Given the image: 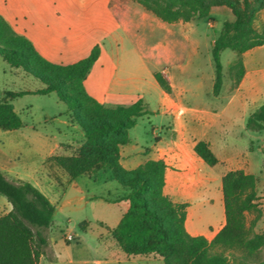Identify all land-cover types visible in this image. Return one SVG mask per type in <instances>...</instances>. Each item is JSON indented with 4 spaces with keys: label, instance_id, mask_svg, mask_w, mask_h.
Wrapping results in <instances>:
<instances>
[{
    "label": "trees",
    "instance_id": "trees-1",
    "mask_svg": "<svg viewBox=\"0 0 264 264\" xmlns=\"http://www.w3.org/2000/svg\"><path fill=\"white\" fill-rule=\"evenodd\" d=\"M143 8L166 22L212 18L211 8L230 7L234 17L224 19L211 42L214 67L212 92L218 94L223 85L221 52L235 51L229 64L233 84L242 78L245 67L242 53L264 43V29L254 24L264 7V0H135ZM100 44L70 62H57L46 57L26 35L19 33L0 13V56L11 66L22 68L41 80L36 90L4 89L0 99V128L14 129L22 125L11 99L25 92L54 91L66 105L72 122L83 132L80 143L69 153L54 152L46 157L63 168L69 179L81 173L108 168L111 176L128 192L127 201L117 224L110 228L116 244L128 256L154 257L164 264H264V231L254 226L260 214L257 198V176L236 167L221 175L224 223L208 238L191 234L185 226L186 201H175L164 193L166 163L162 158H149L133 168L120 162V146L128 141L129 128L139 116L150 112L139 97L130 103L105 104L88 93L84 79L100 54ZM159 85L170 91L168 79L155 70ZM247 128L264 129V103L247 115ZM194 151L207 164L218 157L206 139L194 143ZM0 193L11 208L0 214V264H39L42 246L47 242L45 230L52 221L54 204L29 180L14 181L0 171ZM257 211L248 221L247 212ZM85 229L86 220L78 222Z\"/></svg>",
    "mask_w": 264,
    "mask_h": 264
},
{
    "label": "crops",
    "instance_id": "crops-1",
    "mask_svg": "<svg viewBox=\"0 0 264 264\" xmlns=\"http://www.w3.org/2000/svg\"><path fill=\"white\" fill-rule=\"evenodd\" d=\"M0 13L16 31L33 41L46 57L57 62H70L85 55L94 43H99L100 54L84 79L88 93L99 101L111 105L130 103L141 97L146 105H149L150 99L157 98V106L149 109L150 112L156 113V116H161L160 121L151 123L154 141L150 146L138 144L130 134V129L136 122L129 128L128 141L120 146V162L126 168H133L149 158H162L166 163L164 193L175 201H186L187 230L191 234L201 233L207 236L206 231L193 226L192 213L189 211L191 203L187 199L194 194L198 183L210 178L207 173L201 172L205 161L194 151V143L198 139H206L215 152L206 128L223 123L221 118L225 108L240 89L248 73L247 64L251 52L264 46V43L250 47L242 53L245 71L235 91L228 95L227 101L212 107L188 105L184 97L186 87L174 86L173 75L170 73L168 82L171 90L166 91L157 82L154 71L160 70L166 74L168 69L171 72L172 66H182L187 52H199L201 46L198 35L201 34V29L194 19L166 22L135 0H0ZM215 97H220L219 93ZM229 118L227 116V119ZM66 121L75 131L81 133L80 138L66 137L53 142L46 157L54 152L69 153L83 138L82 130L70 120L69 115ZM244 129L251 136L255 133L264 136V129L252 130L246 125ZM255 145L251 142L250 148ZM257 146L262 149L261 144L258 143ZM46 157L43 172L45 174H30L25 180L33 182L55 206L48 230L59 224L55 222L57 202L52 193L44 188V183L56 182L61 185L62 194L67 191L80 193L77 199L83 203L99 199L115 204L117 210L112 222L101 221L107 228V235L113 239L110 228L117 224L127 207V201L121 197L128 192V188L113 178L108 168L81 173L69 179L67 172L65 174L61 167L46 161ZM224 172L221 171L220 176ZM258 179L257 176V183ZM257 193L258 202L260 195L264 194V188H257ZM74 200V197L65 196L62 203L68 204ZM10 208L11 203L7 200L6 211ZM224 220L223 217L219 221L212 236ZM46 239L45 244L49 245V235H46ZM112 241L116 244L114 239ZM124 255V260L149 258L128 256L125 252ZM47 260L49 263L46 264L53 263L51 257Z\"/></svg>",
    "mask_w": 264,
    "mask_h": 264
},
{
    "label": "rangeland",
    "instance_id": "rangeland-1",
    "mask_svg": "<svg viewBox=\"0 0 264 264\" xmlns=\"http://www.w3.org/2000/svg\"><path fill=\"white\" fill-rule=\"evenodd\" d=\"M262 9L258 11L254 20L257 29H264ZM210 15L212 18L194 19L201 29V34L198 35L201 46L199 52H187L182 66H172L170 68L172 71L167 69L164 74L168 79L172 73L174 86L186 87L184 97L188 105L220 106L227 101L228 95L234 92L237 86L233 84L229 71V64L236 53L230 48H225L221 52L224 77L220 97H215L216 94L212 92L214 67L210 52L211 42L222 21L232 19L234 15L226 5L213 6ZM247 66L248 73L240 89L225 108L221 118L223 123L206 128L218 162L213 165L203 162L201 172L207 173L210 178L198 183L194 194L187 197L191 203L189 211L192 213L193 226L206 231L209 238L224 217L221 171L243 167L258 176L257 188H264V136L261 133L251 136L244 129L247 115L264 103V46L257 47L251 52ZM40 86H43V83L39 78L26 73L22 68L11 67L0 56V99L4 89L35 90ZM11 101L22 120V125L14 129L0 128V171L14 181L21 180L19 177L25 180L30 174L42 176L45 170V155L51 144L66 137L79 139L81 133L67 123L66 105L54 91L25 92L13 97ZM146 106L148 109L156 107L157 98L150 99V104ZM227 116L230 118L227 119ZM160 119L161 116H156V113H144L130 129V134L135 137L138 144L150 146L154 141L151 123ZM251 142L256 144L252 148ZM258 143L262 149L257 146ZM62 170L66 172L63 168ZM44 188L52 193L53 199L57 202L55 222L61 228L53 226L50 230L48 228L45 230L50 241L49 245L42 246L40 264L49 263L47 259L50 257L53 259V263L50 264H164L160 258L149 259L151 256L124 260V251L112 241L113 239L107 235V228L101 224V221L112 222L117 210L115 204L99 199L83 203L77 199L80 193L67 191L62 194L61 185L56 182L44 183ZM63 195L74 197L75 200L64 204ZM258 203L260 214L254 228L264 231V217L262 218L264 194L260 195ZM6 205L7 198L0 193V214L6 211ZM256 213L257 211L247 212V220L250 221ZM82 220L88 223L85 229L78 225ZM68 234H71L72 238H69ZM261 253L264 255V249Z\"/></svg>",
    "mask_w": 264,
    "mask_h": 264
},
{
    "label": "built area",
    "instance_id": "built-area-1",
    "mask_svg": "<svg viewBox=\"0 0 264 264\" xmlns=\"http://www.w3.org/2000/svg\"><path fill=\"white\" fill-rule=\"evenodd\" d=\"M68 237H69V238H72V235H71V234H68Z\"/></svg>",
    "mask_w": 264,
    "mask_h": 264
}]
</instances>
